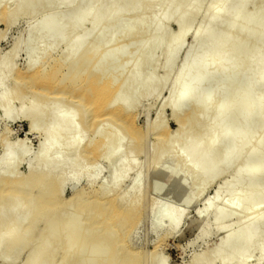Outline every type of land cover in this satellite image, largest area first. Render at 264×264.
<instances>
[{"label": "bare ground", "instance_id": "1", "mask_svg": "<svg viewBox=\"0 0 264 264\" xmlns=\"http://www.w3.org/2000/svg\"><path fill=\"white\" fill-rule=\"evenodd\" d=\"M149 1L151 0H89L90 3L80 9L78 0H59V4L57 3L58 5L55 7L52 5V0H0V5L2 2L8 3L0 8V20L4 19L8 25H11L20 17H26L29 20L26 29L27 37H18L9 53L0 60V108L3 109L4 114L13 111L11 104L19 90L15 87L22 85L29 94L19 97L21 102L14 112L18 117L28 118L31 131H36L37 128L42 126L38 155L35 163L25 175H21L16 169H18V164L29 154L28 147H25L26 139L20 140L19 147L16 149L12 148L7 138L2 144L0 154V203L7 199L10 203L8 214L1 216L3 221L7 222V225L2 230L0 253L8 247L12 252L18 254L26 241L29 243L28 241H32L33 236H35L34 232L36 231L29 230L32 221L42 215L45 216L46 213L50 216L48 223L46 222L47 226L52 228L56 225L58 213H61L62 209L74 206L77 209L76 213H72L71 216L68 214L67 219L59 228H56L57 231H54L55 234L63 231L67 232L64 240L67 249L65 248V255L61 257L57 264L73 255L75 260L79 252L88 245H93L92 250L89 249L91 250L89 255L86 258L81 255L83 259L79 257L73 264H142L143 255L135 252L126 240L130 232L128 230L138 223V218L142 213L141 203L145 194H143V191L141 199L142 162L137 166L135 156L139 151L137 145L142 143V140L144 141V137L147 136L145 134H149L150 130L156 132L157 129L162 128L161 134L157 132L156 137L158 139L153 144L149 165L153 167L155 179L164 185L174 181L180 171L183 170V177L176 187L178 194L180 190L183 191L185 188L187 180H196L197 185L194 188L185 189V193L183 192L184 194L180 195V199H185L189 203L195 201V198L200 195L207 183L213 182L216 176L220 177L221 174L229 171L232 162L236 163L233 158H236L238 162L236 163L237 167L235 166L236 168L233 169V179L227 182L224 178L225 183L224 180H221L218 182L219 186L216 184L218 187H216L212 197L205 200L204 207L198 211V217L203 220L211 214H215L222 219H230L231 216H235L237 220L241 218L240 223L237 221L239 226L237 227L238 224L236 223L229 224V229H227L223 238L216 243V246L195 254L192 264H258L264 259V214L262 216L258 214L260 215L259 218L256 214L258 209V212L260 211V206L264 204L260 201L261 197L264 198V187L260 186V181L264 179V151H260L262 155L259 153L262 156L261 159H258L255 163L250 161V157L254 155V151L256 152L255 147L260 140L257 141V138H261V135L258 136L257 134L256 136L254 132L256 130H253L254 134L249 133L252 132V129L249 131V125L247 124L248 118L254 116V112H252L253 105H264V90L256 101L250 102L252 106H249L250 103L247 100L249 93L252 91L250 88H252L251 83L254 76L261 75L258 83L261 87H264V62L262 61L264 50L262 46L254 45L247 52L246 58H248V61L252 56L256 60L249 61L251 68L246 73L249 84H247L248 87L246 86V92L241 99L235 101V97H233L230 100L218 101L217 105L211 104L209 98L221 92L222 81L215 84L208 92L198 89L200 82L206 83L215 73L228 75L230 73L229 67L235 65L232 59H236V61L239 59L235 42H237V37L242 35L244 37L245 35L243 28L248 21L241 11L247 7L249 0H239L235 12L231 11L233 0L207 2L205 0H152L154 7L159 6L161 8L162 6L167 10L164 9L165 11L151 22L152 34H150L151 39L146 47V50L150 52L143 62L139 60L137 53L131 56L135 63L130 74L127 75V79L115 83L117 81L113 75L103 76L105 74L104 64L110 61L112 55L122 56V47L117 49L114 47L115 45H105L106 47L102 49L101 45H93L89 48H85L83 45L90 35L92 38L97 39L105 35L106 43L104 44L112 43L121 36L124 38L130 37L138 27L141 25L143 27L144 19L142 14L130 21H126V17L131 14L129 12L134 9L137 10L136 8L139 6L146 10ZM258 1L264 9V0ZM101 3L103 4L100 5ZM65 6L71 9L72 16L59 23L60 12ZM202 6L209 8V13H203L204 16L200 13L201 18H206L208 14V24L206 27L199 26L194 30L193 40L185 51L184 61L179 67L176 77L167 83L165 80L154 81L152 79L154 76L151 74L143 78L141 82L138 81V74L143 63L150 65L156 52L161 50L165 55L160 67L163 70L170 69L181 49V40L184 39L182 37H185L184 33L186 34L190 29L189 25L186 24L187 18L199 15V9ZM170 9L173 12V18L171 17L172 14L168 12ZM171 20L178 27V31L167 43L163 44L161 36L164 35V28ZM85 21L89 22L88 27L76 30L79 25H84ZM260 22L261 24L264 23V13ZM144 26H146L145 29L150 27L149 25L147 27L146 24ZM140 29L142 30V28ZM214 29H217V32L212 35ZM58 31L70 34V39L64 42L65 48L63 47L65 53L62 59L64 62H68V70L64 73H61V64H54L53 66L50 64L51 68L46 69L45 63L47 62L42 60L47 51L50 52L61 45L62 39L49 46L43 44L46 36ZM260 38L264 39V32L256 36L255 39ZM143 41L142 38L140 42ZM31 42L36 44L37 48L35 47V49H37V52L33 51L34 53L29 56L28 65L25 69L17 71L19 77L18 80L14 81L16 86L2 91L1 89L6 84V78L14 71L13 59L17 52ZM202 43H204V49L200 51L199 46ZM100 47L102 51L89 71L82 75L78 74L79 68L88 63ZM139 49L143 51L145 48L142 46ZM211 53H214V56L211 57ZM222 57H225L227 62L224 68L222 66L223 69L221 67V69L219 67L217 69L220 64L217 65V63ZM95 63L98 65L96 66ZM126 80H129L127 84L125 83ZM167 84L171 86L169 92L172 95L175 91L177 92V97L174 94L176 99L168 94L170 99L168 96L167 98L170 103L172 100V103L165 104L172 108L171 112L177 124L176 132L171 135L165 121L161 119L156 125L155 122L153 127H145L146 133L134 122L132 110L137 106L141 95L149 96L154 91L160 93ZM139 85L143 86L142 91H138ZM235 88V86L231 87L230 92H228L229 96ZM171 89L172 91H170ZM244 101H247V103L244 104ZM235 103H237L236 105L244 104L237 121L246 123V127H242L238 131L234 125H229L232 127L227 126L228 128H224L223 132L220 131V135H216L218 133H213V129L216 130L217 125L228 119ZM87 110L89 111L88 116H86ZM209 110L217 113L214 121L209 122L206 126L200 125L199 127V124L204 122L202 117L200 118L201 114L203 115V111L209 112ZM260 110L261 115L259 112V117H262L263 120L261 121L264 122V107H260ZM251 114L253 115L251 116ZM77 115H81L80 121L77 120ZM107 119H110L112 123H117L121 130L129 132L126 161H122L120 158L123 153V143L120 139L121 135L119 137V131L113 135L108 133L109 135L99 136L100 139L95 138L104 130ZM75 120L79 121V125ZM90 127L93 128L94 135L85 139V131ZM208 128H212V132ZM246 129H249V132ZM234 131H237V134H234ZM68 132L72 135H68ZM206 132L210 135L209 138L205 136L207 135ZM243 135L247 137L246 140ZM227 138H232V140L229 141V146L227 145L225 150L220 145ZM243 138L245 142H241ZM112 141H117V143L114 142L116 144L111 147ZM262 141L259 144H264V137ZM176 143L178 147L175 145ZM240 143L246 146L243 145L246 150L244 149L243 152V148H239L242 153L238 151V154V149L236 150L235 147H238ZM218 146L221 147L219 149L220 154L222 153L221 157L219 156L220 158L216 157ZM222 149L225 151L222 152ZM234 151L236 155H234ZM146 152L148 153V151ZM231 155H233V158H231ZM88 157H92L95 164L102 157H106L107 163L113 169L119 165V169H114V172H112L111 179L104 180L114 193L110 194L111 191L109 193V191L101 188L91 194H86L79 189L75 191L71 200H65L61 196L63 176H80L85 173L86 170H84L82 162ZM164 157L173 162L176 161L174 162L176 165L160 163ZM230 158L233 159L232 162H229ZM250 162L252 163L251 166L248 164ZM133 167L137 168L134 177L136 183L132 182L135 185L130 194L128 195L129 189L127 190L128 193H126L127 191H117L127 173L130 170L133 171ZM210 176L213 177L212 180ZM246 183L249 185H246ZM220 184H222V187ZM241 186L242 189L240 190ZM222 190L224 193L229 192L227 193L229 196L226 200L218 203V199L220 200L222 197H220ZM233 191L235 192L231 193ZM150 204L148 205L150 206ZM154 204L152 201L150 207H153ZM243 204L244 206H242ZM23 209L29 210L28 221L31 224L27 225L25 229L29 230L28 232L24 230L23 232L17 225V216ZM84 213L87 215L86 222L88 219L87 224L89 226L87 229H83L82 222L79 220ZM157 213V223L170 219L169 227L175 229L182 220L184 210L171 205H160ZM64 216H66V213ZM261 219L262 222L260 223ZM234 224L237 228L233 227ZM215 228L217 230L225 229L223 221L218 222ZM207 231V226H202L199 232L200 237H204ZM239 233L240 235L242 233L241 237H239ZM254 240L259 251L256 258L251 262L244 255V250L251 247ZM24 241L25 244H23ZM234 244L239 247L236 252L232 251ZM39 255L40 250L36 252L35 258L30 264H37Z\"/></svg>", "mask_w": 264, "mask_h": 264}, {"label": "rangeland", "instance_id": "2", "mask_svg": "<svg viewBox=\"0 0 264 264\" xmlns=\"http://www.w3.org/2000/svg\"><path fill=\"white\" fill-rule=\"evenodd\" d=\"M207 1H214V0H205ZM6 2V1H4ZM2 2V4L4 5H0V8L5 6L8 3H4ZM153 1H149V3H152ZM239 0H233L231 3V11L235 12L237 7H238V3ZM258 0H249L247 7H245V9H243L241 11V13L244 15V17H247V21L248 23L244 26L243 30H244V37L243 35L240 37H237V42H235L236 45V53L238 55V60L236 61V59H232V62H234V66L229 67L230 73L228 75H221V74H213L206 83H202L200 82L198 89L204 92H208L215 84H217L218 82H223L222 85V90L219 94L217 95H213L211 98H209V101H211V104H216L218 103V101H222L225 99L230 100V98H237L234 100H238L239 98L241 99V97H243V94H245L246 92V86L248 87L247 84H249V79L246 75L247 71H249V69L251 68L249 61L252 60H256L254 56H252L250 58V60L248 61V58H246L247 56V52L249 51V49L251 47H254V45H258V46H262L263 50H264V39L260 38V39H255L256 36H259V34H262V32H264V23L261 24L260 19L261 16L264 13V9H262V7L260 6V4L258 3ZM59 4V0H52V5L53 7L57 6ZM90 2L89 0H78V6L81 8L85 7L86 5H88ZM105 3V2H104ZM148 3V8L145 10L142 7H138L136 8L137 10H132V12H129L131 14H129L126 17V21H130L132 19H135L136 16H138L139 14H142L143 19H144V24L150 26L147 29H145L146 26L143 27L142 25L140 27L137 28V32L135 31L133 33V35H131L130 37H118V39H116L115 41H113L112 43H106V36L103 35L100 38H92V36L90 35L87 40L84 43V47L85 48H89V47H93V45H101L102 49H104V47L106 46H110V45H115L114 47H116L117 49L119 47H122V51L123 54L122 56H118V55H112L110 57V61L105 62L104 64V71L105 74H103L104 77L106 76H114V79L116 77V81L115 83H120L122 82L124 79H127V75L130 74L131 69L134 66L135 60L133 58H131V56L138 55L139 60H141L143 62V60H145V58H147L148 54H149V50H146V47L149 43V40L151 39V35L152 34V25L151 22L153 21L154 18H157V16L159 14H161L162 12H164L165 7L161 8L158 6H155L152 4ZM103 3H101L100 5H102ZM153 5V6H151ZM165 9V10H164ZM143 10V12H142ZM134 11V12H133ZM170 12L171 17L173 18V12ZM209 13V8L207 6H202L201 9H199V15L197 16H190L187 18L186 20V24L189 25L190 29L189 31H187V33H184L185 37L183 40H181V49L178 52V54L175 57V60L173 61L172 65L170 66V69L168 68V70H163L160 67L161 62L164 59V52L161 50L159 52H156V55L154 56V60L150 65H146V63H143V65L141 66V70L139 71L138 74V81L141 82V80L143 78H146L148 75H153L154 78H152L154 81H167V83H169V80H172L174 77H176L175 75L178 72L179 67L181 66V64L184 61V57H185V51L186 49L189 47L188 45H190L191 41L193 40V35H194V30L201 26V27H206L208 24V20H207V15L206 18H201V14L204 16L203 13ZM201 13V14H200ZM157 14V15H156ZM72 16V11L71 9L67 8V6H65L63 8V10L60 12L59 15V23H62L64 21H66L67 19H69ZM156 16V17H155ZM89 20V19H87ZM90 21V20H89ZM84 25H79L78 28H76V30L80 29V28H87L89 22L85 21L83 23ZM29 25V20H27L26 17H20L18 19H16L11 25H8L7 22H5L4 19L0 20V60L9 53L10 48L13 46L14 42L17 40L18 37L23 36V38L27 37V27ZM83 26V27H82ZM142 28V30L140 29ZM145 29V30H144ZM164 35L161 36V42H163V44L167 43L169 41V39H171V37H173L177 31H178V27L176 26V24L171 20L167 23V25L164 28ZM141 30V31H139ZM217 32V29H214L212 31V35H215V33ZM21 34V35H20ZM144 39L143 42H140L141 39ZM146 38V39H145ZM59 39H62L63 41L61 42V45L59 47H57L56 49H53L52 51H47L45 53V55H43V62H47L45 63L46 69L51 68V65L53 66L54 64H61V73H64L68 70V62H64L62 57L65 53L64 48H65V41H68L70 39V34H68L67 32L63 33V31H58L56 33L53 34H49L48 36L45 37L44 39V45H51L52 43L58 41ZM206 41V40H205ZM257 41V42H256ZM104 44V46H103ZM106 45V46H105ZM144 46V50L140 51L139 47ZM22 47V46H21ZM20 47V48H21ZM36 44L34 42L31 43H27L25 46H23L21 49H19V51L17 52V55L15 56V58L13 59V65H14V71L9 75V77L6 78L5 81V85L3 87V89H1L2 91L4 90H8L11 87H15L16 85L14 84V81L18 80L17 78L19 77V74L17 71L21 70V69H25L26 66L28 65V58L31 54H33L34 52H37V49H35ZM64 47V48H63ZM37 48V47H36ZM101 47L98 50V52L89 60L88 63H86L85 65H82V67L79 68L78 70V74L82 75L83 73H86L87 71H89L90 67L92 64H94L95 59L98 57V55L101 53L102 51ZM204 49V43H202L199 46V50L203 51ZM39 50V49H38ZM61 50V51H60ZM34 51V52H33ZM200 53V52H199ZM214 53H211L210 56H214ZM264 55V53H263ZM52 59V62H51ZM55 59V61H54ZM262 61L264 62V57L262 59ZM226 59L225 57H222L219 62L217 63V65L219 64L218 67L224 68L225 64H226ZM97 63V62H96ZM95 63V64H96ZM47 64V65H46ZM51 64V65H50ZM98 64H96L97 66ZM48 66V68H47ZM63 66V67H62ZM94 66V67H96ZM220 68V69H221ZM222 68V69H223ZM51 70V69H50ZM103 71V72H104ZM106 75V76H105ZM261 78V75H256L254 76V79L252 81V85L250 88V90L252 89V91L249 93L248 95V102H254V100L256 101L257 98L259 97V95L261 94V92L264 90V87H261L258 83V79ZM129 82V80H126V84ZM235 86V90L233 91V95L232 97H230L228 95V92H230L231 87ZM165 88L163 90H161V92H153L152 94H150L149 96H143L141 95L138 101L137 106L132 110V113L134 114V122L136 123V125L141 129L146 131L145 127L149 126V127H153L154 123L155 125L157 124V122L159 123L160 120H164L166 125L168 126V130L170 132V134H174L176 132V128H177V124L175 119L173 118V114H172V108L169 107L168 105L165 104H169L170 100H168V98L170 99V97H174V94H176L175 97H177V92L175 91L174 94L172 95L169 92V88H171V86H169L168 84L166 86H164ZM15 88H19L17 96L15 98V100L13 101V103L11 104L12 106V112L9 114H4V111L2 108H0V154L2 151V144L4 143L5 139L7 138V141L12 145L13 149H16L17 147H19V141L22 139H26V144L25 147L27 146L29 149V154L28 156L20 163L18 164V169H16V171L18 170V172L21 175H25L28 171L29 168L35 163L36 157L38 155V151H39V143L41 141V127L37 128L36 131H31L30 128V123L28 118L26 117H18L16 115V113L14 112L15 108L17 109V107L20 104V99L19 97H21L24 94H29L27 89L20 85L19 87L16 86ZM143 90V86L139 85L138 86V91H142ZM172 91V89L170 90ZM170 97H169V95ZM168 96V98H167ZM174 97V99H176ZM173 99V98H172ZM202 102V99H201ZM86 103V102H85ZM172 103V100H171ZM170 103V104H171ZM232 103V102H231ZM247 103V101H244V104ZM237 103H235V106H232V110L231 113L228 117V119H226L225 121H223V123L220 125H217L216 130L213 129V133H218L216 135H220V131L223 132L224 128H226L229 125H234L236 130H240V128L242 127H246V125H249V129H246V131H251L249 132L251 134L253 133V130L256 133V136L258 134L261 135V138L258 137L259 142L258 145H256L255 149L256 152L254 151V155L250 157V161L252 163H255L258 159H261L262 156H260L259 153L262 152L260 151H264L263 147L264 144H259L260 141L263 140L264 137V122H262L260 117H259V112L260 107H264V105H253V109L252 112H254V116H252L253 114H251L252 117L248 118L247 120V124L246 123H242L240 121H237V118L240 116V114L242 113L243 110V105L239 104L236 105ZM254 104V103H253ZM87 105V104H86ZM234 105V104H233ZM248 106V104H247ZM249 106H252V104L250 103ZM88 107V106H87ZM246 107V106H245ZM252 108V107H251ZM185 109V108H184ZM90 110V109H88ZM87 110V114L86 116H88L89 111ZM185 111V110H183ZM212 112H204L203 111V115L201 114L200 118L202 117V120H204V122L200 125H208L209 122L214 121V118L216 117V112H214L213 110H211ZM182 112V111H181ZM215 114V115H214ZM11 115V116H10ZM261 115V112H260ZM76 118H78L77 120H81V115H77ZM75 118V119H76ZM217 119V118H216ZM236 119V121H235ZM159 120V121H158ZM200 119V121H202ZM239 120V119H238ZM76 121V120H75ZM79 121H76V123L78 122L79 125ZM106 125L104 127V130L102 131V133L98 134V136L96 135L95 138L96 139H100L99 136H106L109 134H114V133H118L119 131V137L121 139V142L123 143V153L121 154L120 158L122 161H126V154L128 151L127 148V143H128V139H129V132L127 130H121V128L119 127V125L117 123H112L110 119H107V121L105 122ZM245 124V126H244ZM146 125V126H145ZM232 127V126H229ZM228 128V127H227ZM248 128V126H247ZM158 130V131H157ZM156 132L153 130H150L149 134H145L146 137H144V141L142 140V143H139V145H137L138 147V153L135 156V163L137 162L138 164H136L137 166H139V163H141V167H142V175H141V199H142V205H141V210L142 213L138 218V223L136 225L133 226L132 229H129L128 231L129 234L126 237V240L128 242V244L130 245V247L137 253H140L143 255V262L144 264H192V259L195 256V254L207 251L209 248L215 247L216 243L223 238L224 234H226L227 229H229V224L231 225V223H240L239 221H241V218L239 220L235 219V216H231V218H226V219H222L219 216H216L215 214H211L206 216L203 220L201 217H198V211L201 210L202 207H204V203L205 200L212 197V195L215 192L216 187L219 186L218 182H220L221 180L223 181L224 178L225 180H227V182L231 179H233L234 177V172L233 169L236 168L237 164V160L236 158H233V155H231V158L235 159V162H232L233 159L230 158L229 162L231 161L232 164L229 167V171H226L224 174H219L220 177L218 176H214V180L213 182L210 181V178L208 179L211 183H207L206 187L201 191L200 195L198 197H196L195 201L189 203L187 202L185 199H180V195H183L185 193V189H191L194 188L195 185H197L195 183L196 180H187L186 184H185V188L179 191V194L176 192V187L178 185V182L181 180V178L183 177V173L184 171L181 170L180 173L178 174L177 178L164 185L163 183L157 181V179H155V175L153 174V167L152 165L150 166L149 164V160L152 157V148H153V144L154 142L157 141L158 137H156L159 134L162 133V128L157 129ZM208 130L210 132H212V128H208ZM207 130V131H208ZM208 131V133H209ZM215 131V132H214ZM246 131H244L245 133H247ZM158 132V133H157ZM237 131H234V134ZM69 133V132H68ZM67 133V134H68ZM93 128L90 127V129H87V131H85V139H88L90 137H92L93 134ZM109 133V134H108ZM206 132L207 135H205L207 138H209L208 136H210ZM250 134V135H251ZM68 135H72V133H69ZM247 135V134H246ZM204 136V137H205ZM244 136V135H243ZM118 137V139H119ZM236 138V135H235ZM245 140L247 139L246 136H244ZM241 140V142H245V140ZM163 139H165L163 137ZM206 139V138H205ZM204 139V140H205ZM234 139V138H233ZM123 140V141H122ZM156 140V141H155ZM232 140V138H227V140L224 139V141H222V145H220V143H218L222 148H225L226 150V146L229 144V141ZM118 141V140H117ZM117 141H112L110 146H114ZM120 141V140H119ZM114 142H116L114 144ZM233 142V141H231ZM263 142V141H262ZM143 144V146H142ZM231 144V143H230ZM177 146V143L175 144ZM244 145V144H243ZM241 145V143L239 144V146L235 149L237 150V153L239 154L238 151L241 152L240 149H242L244 146ZM140 146V147H139ZM151 146L150 148H147ZM218 146V149L216 151L217 155L216 157H219L221 154L219 152V149H221V147ZM229 146V145H228ZM241 146V147H240ZM258 146V147H257ZM142 147V148H141ZM144 147V148H143ZM178 147V146H177ZM220 147V148H219ZM246 147V146H245ZM240 148V149H239ZM143 149V150H142ZM178 149V148H177ZM234 149V150H235ZM244 149L246 150V148H243V152ZM145 150V151H144ZM222 149V152L225 151ZM148 151V153L146 152ZM234 155H236V152H233ZM242 153V152H241ZM149 156V157H148ZM238 156V155H237ZM149 159H148V158ZM221 157V156H220ZM219 157V158H220ZM219 160V159H217ZM144 161V162H143ZM249 161V159H248ZM176 162V161H174ZM174 162L172 160H170L169 158L164 157V159L160 162V163H167L169 165H176V163L174 164ZM248 163L250 166L252 165V163ZM94 163V164H91ZM147 163V164H146ZM82 165L84 166V170L85 173H83L82 175L78 176V175H73V176H67L64 175L63 176V183L61 186V196L69 201L73 198L75 191L76 190H83L84 193L86 194H91L94 191L98 190V189H105L107 191H111L110 194H113L114 192L112 190L109 189V187L107 186V184L105 183L104 180H109L111 179V174L112 172H114V169H119V165H117L116 167L111 168L110 165L107 163V158L106 157H102L100 159L99 162H97V164H95L94 160L92 159V157H88L86 159L83 160ZM178 165V164H177ZM247 165V163H246ZM247 165V166H249ZM144 166V167H143ZM236 166V167H235ZM152 167V168H151ZM232 168V169H230ZM133 171H129L127 173V176L125 177L124 181L122 182L121 186L119 187V189L117 191L120 192H126L129 189V193L128 191L126 193H128V195L130 194L132 188L134 187L133 183L136 181H134V177H135V173H136V169L135 167L132 168ZM136 170V171H135ZM135 171V172H134ZM147 171V172H146ZM235 171V170H234ZM213 179V177L211 178V180ZM224 180V183L226 182ZM140 181V180H139ZM133 182V183H132ZM251 182V181H250ZM143 183V184H142ZM218 184V186L216 185ZM194 185V186H192ZM246 185H249L248 183H246ZM245 185V186H246ZM220 186L222 187V184H220ZM243 186V185H242ZM242 186L240 187V190L242 189ZM260 186L264 187V179H262L260 181ZM146 187L148 188L146 190ZM197 187V186H196ZM131 188V189H130ZM144 189V190H143ZM116 191V192H117ZM144 191V192H143ZM237 191H239V189H237ZM236 191V192H237ZM143 192V194H142ZM181 192V193H180ZM184 192V193H183ZM235 191L231 192L234 193ZM222 190V192L220 193V200L218 199V203L219 201L222 202L224 200H226L228 198V194L229 192H225ZM147 194V195H146ZM232 195V194H231ZM230 195V196H231ZM264 197V195H263ZM224 198V199H222ZM152 201L155 203L153 205V207H150ZM261 203L264 202V198L261 197ZM141 202V200H140ZM145 202V203H144ZM9 201L8 199L5 201H2L0 203V238L2 235V230L3 228L6 227L7 222L3 221L2 219V215L3 214H8L9 211ZM147 206H146V205ZM150 204V206L148 205ZM245 204V203H244ZM244 204L242 206H244ZM144 205V207H143ZM160 205H171L172 207H179L181 209L184 210V215L182 217L181 222L179 223V225L175 228V229H170L169 224H170V219H166L164 220L162 223H157L158 222V206ZM146 206V207H145ZM149 206V207H148ZM145 209V210H144ZM76 210L74 206H72V208L68 207L65 208L64 210L62 209V211H60L61 213H58L57 215V219H56V225H54V227H48L47 226V221H49L50 216L47 215L45 213V216L42 215L39 218L35 219L34 221H32L31 223L28 221L29 220V210L28 209H23L17 216V221H18V226L21 228V230L28 232L29 230H32L35 234V236H33V240L32 241H28L29 243L25 244V241L23 244H25L22 249L19 251L18 254H15L14 252H12V250L10 248H5L4 250H2V252L0 253V264H30L34 258H35V254L37 251L40 250V255L37 258V264H57V262L61 259V257H63V255H65L64 250L67 249L65 244V236H66V231H63L62 233H57L55 234L54 231H57L56 228H59V226L62 225V223L64 222L65 219H67L68 214L71 216L74 213H76ZM259 210V209H258ZM256 212V214H260L261 216L264 214V204L260 206V211ZM69 211V212H68ZM71 212V213H70ZM66 213V216H64ZM73 213V214H72ZM85 214V213H84ZM82 214L79 218V220L82 222V227H84L83 229H87V227L89 226L88 223V219L86 222V214L84 215ZM260 215H258L257 217L259 218ZM47 216V218H46ZM60 217V219H58ZM84 221V222H83ZM223 221V224L225 225V229L223 230H217L215 228V226L217 225L218 222ZM238 221V223H237ZM258 221V219H257ZM29 222V224H28ZM47 222V223H46ZM58 222V223H57ZM86 222V223H85ZM262 222V219L260 220V223ZM264 222V220H263ZM60 223V224H59ZM259 223V221H258ZM31 224V225H30ZM256 224V223H255ZM30 225V229L29 230H25L27 227L26 226ZM46 225V226H45ZM33 226V227H31ZM36 230H35V228ZM202 226H207V234L204 237H200V230L202 228ZM239 226V224L237 225V227ZM264 226V225H263ZM233 227H236V225L234 224ZM236 227V228H237ZM32 228V229H31ZM40 229V230H39ZM55 229V230H54ZM39 232H38V231ZM23 231V232H24ZM240 235V233H239ZM242 236V233L239 237ZM259 237V236H258ZM257 237V238H258ZM256 238V239H257ZM255 239V240H256ZM259 239V238H258ZM255 240L253 241V244L251 245V247H249L248 249L244 250V255L246 257H248L250 259V261L252 262L256 256L258 255V246L257 244H255ZM259 242V240H258ZM256 241V243H258ZM60 246V247H59ZM66 248V249H65ZM93 245H88L85 247V249H82L78 254L77 257V253H76V257L79 259L80 258H86L89 255V252L92 250ZM91 249V250H89ZM239 250V247L237 246V244H234L232 246V251L236 252ZM85 251V253H84ZM64 252V254H63ZM82 255V257H81ZM85 255V256H84ZM74 256V255H73ZM70 257L69 259H64L63 261H61L60 264H73V262L75 260H77V258L74 260V257ZM82 258V259H83ZM142 262V264H143ZM264 259L261 260L259 263L263 264ZM258 263V264H259ZM94 264V263H93Z\"/></svg>", "mask_w": 264, "mask_h": 264}]
</instances>
